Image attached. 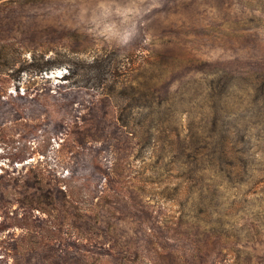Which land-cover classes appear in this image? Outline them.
Returning <instances> with one entry per match:
<instances>
[{
  "label": "rangeland",
  "instance_id": "obj_1",
  "mask_svg": "<svg viewBox=\"0 0 264 264\" xmlns=\"http://www.w3.org/2000/svg\"><path fill=\"white\" fill-rule=\"evenodd\" d=\"M263 84L264 0H0V264H264Z\"/></svg>",
  "mask_w": 264,
  "mask_h": 264
},
{
  "label": "trees",
  "instance_id": "obj_2",
  "mask_svg": "<svg viewBox=\"0 0 264 264\" xmlns=\"http://www.w3.org/2000/svg\"><path fill=\"white\" fill-rule=\"evenodd\" d=\"M36 59V58H35ZM97 61V58H94V61L93 62H96ZM46 64H47V62H46ZM53 65H43L41 68H40V70H39V72H42V71H48L49 69H51V67H52ZM68 71H71V72H69V74H67V78H73L74 76H76L75 75V72L72 70V68H70ZM146 85V84H145ZM144 87V86H143ZM146 87V86H145ZM142 88V87H141ZM260 90H264V84L263 85H261L260 86Z\"/></svg>",
  "mask_w": 264,
  "mask_h": 264
}]
</instances>
